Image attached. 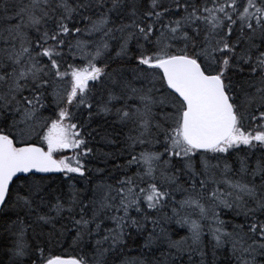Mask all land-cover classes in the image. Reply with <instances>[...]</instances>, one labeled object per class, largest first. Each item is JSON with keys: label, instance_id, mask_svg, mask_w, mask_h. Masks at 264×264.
<instances>
[{"label": "snow or ice", "instance_id": "snow-or-ice-1", "mask_svg": "<svg viewBox=\"0 0 264 264\" xmlns=\"http://www.w3.org/2000/svg\"><path fill=\"white\" fill-rule=\"evenodd\" d=\"M0 264H264V0H0Z\"/></svg>", "mask_w": 264, "mask_h": 264}, {"label": "trees", "instance_id": "trees-1", "mask_svg": "<svg viewBox=\"0 0 264 264\" xmlns=\"http://www.w3.org/2000/svg\"><path fill=\"white\" fill-rule=\"evenodd\" d=\"M69 62L71 63L72 61L69 60ZM93 127H95V124L93 125ZM105 150L107 151L108 149H105ZM67 154H70V153H67ZM118 162H122V161H118ZM101 166H102V165H101ZM57 178H58V176H57ZM225 218H227V217H225ZM181 234H183V233H181ZM57 254H67V255H72V254H74V253H73V251H72L71 248H65V249H60V250H58Z\"/></svg>", "mask_w": 264, "mask_h": 264}]
</instances>
